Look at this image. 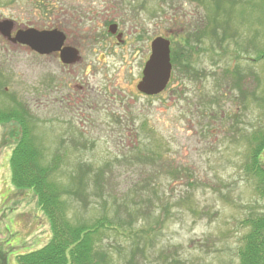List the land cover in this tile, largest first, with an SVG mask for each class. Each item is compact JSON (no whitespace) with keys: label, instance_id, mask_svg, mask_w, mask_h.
Here are the masks:
<instances>
[{"label":"rangeland","instance_id":"374dc122","mask_svg":"<svg viewBox=\"0 0 264 264\" xmlns=\"http://www.w3.org/2000/svg\"><path fill=\"white\" fill-rule=\"evenodd\" d=\"M59 2H96L94 9L130 19L147 18L153 8L154 36L171 39L189 63L188 70L175 66L156 95L128 91L124 68L105 67L96 81L108 79L106 100L102 94L101 102L79 110L38 105L41 60L0 34V110L21 102L32 113L31 135L44 163L54 154L60 158L52 178L62 188L75 185L72 176L87 182L85 201L61 195L70 220L87 224L118 208L121 227L102 228L95 240L111 264H239L245 221L264 213L257 178L244 170L249 133L264 128V60L257 57L264 48V0H220L218 8L208 0H173V7L170 0H0V20L13 19L16 29L46 28ZM19 130L15 120L0 122L5 264H18L16 254L40 248L50 237L33 191L10 181L9 154ZM260 160L264 167V148Z\"/></svg>","mask_w":264,"mask_h":264},{"label":"trees","instance_id":"16d2710c","mask_svg":"<svg viewBox=\"0 0 264 264\" xmlns=\"http://www.w3.org/2000/svg\"><path fill=\"white\" fill-rule=\"evenodd\" d=\"M208 1L219 7L220 0ZM173 5V0H170V6L173 7ZM209 17L210 15L207 19ZM204 32L206 35L207 30ZM210 35L214 33L211 32ZM188 42V38H185L184 44L187 45ZM257 57L264 60V48L259 50ZM185 58L183 52L171 48V63L181 71L188 70L189 67ZM25 108L21 102H16L0 110V122L15 120L20 127L9 155L10 181L16 189L26 188L33 191L38 207L48 220L50 237L40 248L16 254L18 264H111L107 249L99 250L95 240L100 229L121 227L118 208L114 209L110 216L108 212L104 213L91 223L70 220L64 206L66 201L61 200V195L68 193L85 201L87 182L83 176H72L75 185L62 188L61 183L52 178L60 158L58 154H54L49 162L44 163V154L31 135L30 122L33 115ZM249 134V161L244 165V170L254 174L257 178L256 190L264 196V167L260 160V153L264 148V128ZM94 182L96 188H99L98 170L95 173ZM245 224L248 229L243 234L242 243L237 251L239 264H264V213L247 217ZM138 248L133 249L132 257ZM4 256V251H0V264H5ZM126 261L130 262V260Z\"/></svg>","mask_w":264,"mask_h":264},{"label":"flooded vegetation","instance_id":"af4514ba","mask_svg":"<svg viewBox=\"0 0 264 264\" xmlns=\"http://www.w3.org/2000/svg\"><path fill=\"white\" fill-rule=\"evenodd\" d=\"M64 3L52 5L49 16L51 24L46 28L28 26L16 29L13 19L5 18L12 20V27L6 34L0 33L11 44L24 46L41 60L39 79L41 93L37 98L38 105L56 102L60 105L59 107L63 104L73 105L75 106L73 110H79L85 107L89 109L91 104L101 102L99 98L102 94L103 100H106L104 85L108 79L101 84L96 81L97 75L104 74L101 70L105 67L113 72L123 67L127 86L130 87L128 91L137 93L142 69L150 55V43L155 37L153 8L148 12L147 18H144L142 14L140 17L132 15L130 19L121 11V13L115 12V9L114 12L94 9L98 6L96 2L93 6L77 7L64 5ZM144 19L147 20L146 29H144ZM27 28L56 32L59 37L54 42L53 49L48 53H39L27 44L11 40L17 30ZM170 44L172 46V42ZM113 55L116 56L115 61L105 63L104 58ZM101 56L103 58L100 59ZM139 68L141 69L140 78ZM174 70L175 65L172 64L169 82ZM44 90H49L52 96L45 98V95H42Z\"/></svg>","mask_w":264,"mask_h":264},{"label":"water","instance_id":"95a60500","mask_svg":"<svg viewBox=\"0 0 264 264\" xmlns=\"http://www.w3.org/2000/svg\"><path fill=\"white\" fill-rule=\"evenodd\" d=\"M12 27V20H0V33L6 34ZM59 36L53 30L34 28L19 29L12 41L27 44L39 53H48ZM150 55L142 69V76L137 87L145 95H156L168 84L172 65L170 62V41L166 37L156 36L150 43Z\"/></svg>","mask_w":264,"mask_h":264}]
</instances>
